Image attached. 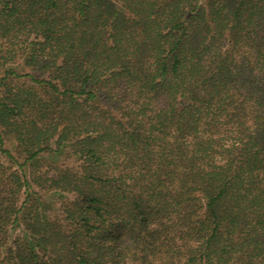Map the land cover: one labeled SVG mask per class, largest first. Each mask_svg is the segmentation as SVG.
Returning <instances> with one entry per match:
<instances>
[{
	"label": "trees",
	"instance_id": "1",
	"mask_svg": "<svg viewBox=\"0 0 264 264\" xmlns=\"http://www.w3.org/2000/svg\"><path fill=\"white\" fill-rule=\"evenodd\" d=\"M0 264H264V0H0Z\"/></svg>",
	"mask_w": 264,
	"mask_h": 264
}]
</instances>
